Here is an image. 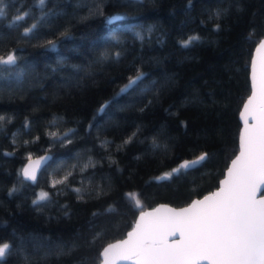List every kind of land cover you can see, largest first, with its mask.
Wrapping results in <instances>:
<instances>
[{
  "label": "trees",
  "instance_id": "trees-1",
  "mask_svg": "<svg viewBox=\"0 0 264 264\" xmlns=\"http://www.w3.org/2000/svg\"><path fill=\"white\" fill-rule=\"evenodd\" d=\"M0 5V55L18 57L17 67L0 66V244L12 246L0 264H99L140 210L181 206L219 184L238 149L264 0ZM137 68L146 76L121 92ZM45 151L51 160L35 183L25 180V159ZM204 152L201 166L155 179ZM41 191L48 199L33 205Z\"/></svg>",
  "mask_w": 264,
  "mask_h": 264
},
{
  "label": "snow or ice",
  "instance_id": "snow-or-ice-1",
  "mask_svg": "<svg viewBox=\"0 0 264 264\" xmlns=\"http://www.w3.org/2000/svg\"><path fill=\"white\" fill-rule=\"evenodd\" d=\"M4 14V7L0 5V16ZM220 14L216 12L217 16ZM26 15L15 16L13 26ZM33 28L35 25L25 28L22 36H27ZM248 38L254 41V34L250 32ZM199 39L193 35L179 43L181 47H188ZM256 51L257 56L251 62V95L241 113L245 127L240 133V154L232 161L220 188L203 199L192 201L186 208L176 210L162 206L152 212H141L126 240L103 248L100 264H117V261L133 258L137 264H198L200 260H209L211 264H264V197L257 198V192L264 186V39H260ZM15 52L0 55V66L17 67ZM6 70L0 67V75ZM145 76L137 68L120 91L137 86ZM4 119L0 116V122ZM50 135L57 137L55 132ZM46 159L42 156L33 160L29 154L28 163L22 169L23 178L35 181ZM207 159L208 154L202 153L155 179H166L182 170L197 168ZM65 180H53L52 186L63 184ZM127 195L135 201L136 207L140 206L136 193ZM48 197V192L41 191L32 203L38 206V202ZM11 250L9 243L0 244V262Z\"/></svg>",
  "mask_w": 264,
  "mask_h": 264
},
{
  "label": "water",
  "instance_id": "water-1",
  "mask_svg": "<svg viewBox=\"0 0 264 264\" xmlns=\"http://www.w3.org/2000/svg\"><path fill=\"white\" fill-rule=\"evenodd\" d=\"M116 17H118L116 14H114L113 16H111L110 17V21H113V19H115ZM260 39H264V35L260 38ZM260 41V40H259ZM259 41L256 43L257 45H255L254 47H253V50H252V57L250 58V63H249V76H250V78H249V84H250V87H251V62H252V59H253V57H256L257 56V51H256V49H257V47H258V45H259ZM251 95V88H250V91H249V94H248V96H246L245 98L246 99H244V101H243V103H242V105H241V110H239V113H238V119H240L239 121H240V131L238 132V149H237V152H235V155L228 161L229 163H227V165H226V167H225V169H224V174L222 175V177L221 178H219V180H218V183L219 184H217V186L214 188V189H212V190H208V191H206L204 194H203V196H195V198H192L190 201H188V202H186L184 205H181V206H179V205H170V204H168V202H164V203H156V204H154L153 206H151V207H145V208H143V210H140L137 214H136V216H135V220L133 221V225H132V227L129 229V231H126V233L123 235V237H121V238H115V239H113V241H111V242H109V243H105L104 245H103V247L101 248V250H100V252H102L103 251V248H105V247H107L108 245H110V244H117L118 242H120V241H123V240H126L127 238H128V233L129 232H132L134 229H135V227H136V224H137V221L140 219V215H141V212H152L154 209H158V208H161L162 206H164V207H167V208H172V209H176V210H179V209H182V208H186V207H188L191 203H192V201H194V200H198V199H203V197L204 196H207V195H209V194H211V193H213V192H216L219 188H220V182L222 181V180H224L225 178H226V176H227V171H228V168L229 167H231V164H232V161L240 154V133H241V131L244 129V127H245V125H244V120H243V118H242V116H241V113L242 112H244V105L247 103V101H248V97ZM100 109H101V107H100ZM204 153H206V152H204ZM200 155V154H199ZM198 154L197 155H195V156H193V158H183L180 162H179V164H181L184 160H189V159H195V157L196 156H199ZM47 157V159L43 162V164H42V166H41V168L38 170V172H37V176H38V174H39V172H41V170L44 168V166L46 165V163L48 162V161H50L51 160V158H52V154L50 153V151H45V152H43V153H41V154H35V156H32V159L33 160H35V159H38V158H40V157ZM28 163V157L25 159V163H23V165H22V167H21V172H22V169L24 168V166L26 165ZM21 175H22V173H21ZM23 177V176H22ZM36 181V180H35ZM35 181H30V182H32V183H35ZM262 197H264V186H262L261 187V189L257 192V198L259 199V198H262ZM171 239V238H170ZM175 239H179V236L177 235L176 237H175ZM102 257L100 256V261L98 262L99 264H100V262L102 261ZM117 264H137V261L133 258V259H128V260H120V261H117ZM198 264H211V261H209V260H200V261H198Z\"/></svg>",
  "mask_w": 264,
  "mask_h": 264
}]
</instances>
